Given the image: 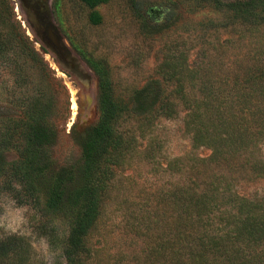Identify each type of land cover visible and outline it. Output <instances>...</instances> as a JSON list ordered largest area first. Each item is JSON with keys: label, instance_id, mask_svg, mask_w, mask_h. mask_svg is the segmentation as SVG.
<instances>
[{"label": "rangeland", "instance_id": "obj_1", "mask_svg": "<svg viewBox=\"0 0 264 264\" xmlns=\"http://www.w3.org/2000/svg\"><path fill=\"white\" fill-rule=\"evenodd\" d=\"M241 1L245 0H108L96 7L81 0L1 2L0 14L8 18L11 12L45 65L38 68L17 55L18 67L1 66L0 121L15 123L27 110L25 103L41 94L42 107L49 109L56 131L49 148L50 168L73 169L81 162L87 135L100 117L98 78L89 60L109 71L115 94L123 100L145 86L150 87L152 99L170 94L174 98L182 77L186 84V77L217 80L214 89L234 94V86L225 78L252 65L251 69L261 71L253 89L256 103L264 106V25L233 19L226 5ZM30 2L43 8L72 56L79 58L82 76L68 69L38 37ZM93 13L101 18L97 25L91 21ZM252 76L257 75L252 72ZM186 113L181 101L175 100L172 117L131 116L121 123L130 149L115 170L98 223L86 240L92 253L89 264H143L142 251L149 244L162 243L167 223L177 221L178 189L192 188L201 177L226 176L237 194L264 195V178L240 169L247 156L250 162H264V142L230 158L235 165L232 171L213 166L212 151L195 144L193 131L185 129ZM8 149L6 160L16 159L13 145ZM199 161L203 163L197 165ZM42 208L36 203L19 205L0 188V239L22 238L27 252L23 264H66L62 245L51 240L64 236L67 228Z\"/></svg>", "mask_w": 264, "mask_h": 264}, {"label": "trees", "instance_id": "obj_2", "mask_svg": "<svg viewBox=\"0 0 264 264\" xmlns=\"http://www.w3.org/2000/svg\"><path fill=\"white\" fill-rule=\"evenodd\" d=\"M5 1L0 0V4ZM81 1L96 7L108 0ZM260 2L245 0L226 7L240 24L264 25V2ZM5 16L6 13L0 14V72L2 65L18 67L17 55L44 68V59L11 12L8 18ZM91 21L97 25L101 18L93 13ZM86 62L98 78L100 117L87 135L81 162L73 169L50 168L49 148L56 131L49 109L42 107L45 99L41 94L25 103L27 110L15 123L4 125L0 121V188L17 204L36 203L53 221L66 226L64 236H53L51 240L62 245L66 264H89L92 258L86 240L98 223L115 170L130 149L125 132L120 130L127 118L172 117L175 100L181 101L187 111L185 129L193 131L194 143L212 151L209 162L213 166L231 171L235 165L230 158L257 142H264V106L256 103L258 96L253 89L261 71L251 69L252 65L245 67L242 74L225 78L234 86V94L224 95L214 89L217 80L186 77V84L182 77L178 79L174 98L170 94L152 99L150 87L145 86L135 90L129 100H123L115 94L109 71L101 63ZM252 72L257 75L255 78ZM10 145L15 148L17 158L7 161L5 153ZM240 169L264 178V162L259 159L250 162L247 156ZM228 180L214 174L209 180L201 177L192 188L178 189L177 221L167 223L161 232L165 240L157 245L160 251L151 244L142 251V263L264 264V195L241 196ZM21 239L15 236L0 239V264H23L27 252Z\"/></svg>", "mask_w": 264, "mask_h": 264}, {"label": "water", "instance_id": "obj_3", "mask_svg": "<svg viewBox=\"0 0 264 264\" xmlns=\"http://www.w3.org/2000/svg\"><path fill=\"white\" fill-rule=\"evenodd\" d=\"M32 11L33 27L37 31L38 37L45 43V45L58 57L64 61L68 69L73 70L77 75L82 76V64L77 56H72L71 51L64 44V39L58 34L50 17L40 5H34L31 2L28 4Z\"/></svg>", "mask_w": 264, "mask_h": 264}]
</instances>
